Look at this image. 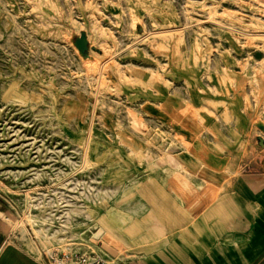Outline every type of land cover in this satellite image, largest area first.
<instances>
[{"label": "rangeland", "instance_id": "374dc122", "mask_svg": "<svg viewBox=\"0 0 264 264\" xmlns=\"http://www.w3.org/2000/svg\"><path fill=\"white\" fill-rule=\"evenodd\" d=\"M261 34L264 0H0V195L14 211L10 239L48 247L71 232L84 242L80 222L95 216L91 199L102 192L93 139L134 124L141 98L185 87L222 98L229 112L226 100L242 97L264 136ZM58 214L68 225L49 234L48 215Z\"/></svg>", "mask_w": 264, "mask_h": 264}, {"label": "crops", "instance_id": "0c3cea01", "mask_svg": "<svg viewBox=\"0 0 264 264\" xmlns=\"http://www.w3.org/2000/svg\"><path fill=\"white\" fill-rule=\"evenodd\" d=\"M222 101L163 91L94 137L102 192L80 223L107 263L264 264V136L242 97ZM12 218L0 195V264H46Z\"/></svg>", "mask_w": 264, "mask_h": 264}, {"label": "built area", "instance_id": "2783aa9c", "mask_svg": "<svg viewBox=\"0 0 264 264\" xmlns=\"http://www.w3.org/2000/svg\"><path fill=\"white\" fill-rule=\"evenodd\" d=\"M59 203L54 200L53 207L50 209L49 214H57V211L60 210V206H58ZM58 218H55V216L48 215L49 217V223L50 225L48 228L55 229L49 234L55 233L57 231V228H60L61 226L64 227L68 225L65 223V219L61 221L62 215L58 214ZM63 222V223H59ZM54 223L58 224L55 225ZM16 224V223H15ZM70 228H73V223L71 220H69ZM64 225V226H63ZM67 228V227H65ZM69 232V230H66ZM88 233H90V237L93 235V233L90 230H86ZM97 231V229L94 228V233ZM13 226H11V230L9 232V236H13L14 234ZM32 232V230H31ZM84 235L82 241L78 240V238L74 235L72 236V233L70 232L69 235H62L64 237H50L48 238V247H44L41 245L40 241H33L38 248L40 255L44 257L46 264H109L106 262V259L102 252L96 248L101 242L99 239H96L95 242L91 241L90 244L85 242L86 232L83 231L82 235ZM56 235V234H54ZM96 245V246H95Z\"/></svg>", "mask_w": 264, "mask_h": 264}, {"label": "bare ground", "instance_id": "6f19581e", "mask_svg": "<svg viewBox=\"0 0 264 264\" xmlns=\"http://www.w3.org/2000/svg\"><path fill=\"white\" fill-rule=\"evenodd\" d=\"M217 24H223V23H221V22H217V21H215ZM223 26H226L227 28H229V29H233V30H235L233 27H231V26H228V25H223ZM235 27V26H234ZM243 33V32H242ZM261 35H263L264 36V34H261ZM258 126H259V128L260 129H262V130H264V124L262 123V122H259L258 123ZM87 147V146H86Z\"/></svg>", "mask_w": 264, "mask_h": 264}, {"label": "water", "instance_id": "95a60500", "mask_svg": "<svg viewBox=\"0 0 264 264\" xmlns=\"http://www.w3.org/2000/svg\"><path fill=\"white\" fill-rule=\"evenodd\" d=\"M84 42H85V36L81 35V37L78 40V45H79L80 48L84 47Z\"/></svg>", "mask_w": 264, "mask_h": 264}]
</instances>
